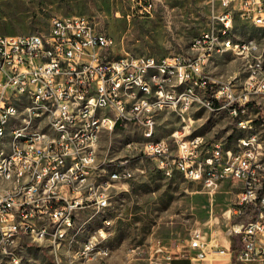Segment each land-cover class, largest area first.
Here are the masks:
<instances>
[{
	"label": "built area",
	"instance_id": "2783aa9c",
	"mask_svg": "<svg viewBox=\"0 0 264 264\" xmlns=\"http://www.w3.org/2000/svg\"><path fill=\"white\" fill-rule=\"evenodd\" d=\"M136 13H152L166 0H133ZM209 4L208 27L194 37L190 54L156 57L154 55H116L113 35L98 27L85 14L54 16L47 31L0 34V134L1 123L7 117L23 118L34 113L40 129L31 140H21L20 151H13V159L6 166L18 170L19 179L12 187L0 188V251L7 262L21 261L24 243H37V224L52 221L55 239L65 233V227L75 224L80 209L109 207L112 190L117 183L131 180L135 175L128 157L134 152L152 158L166 176L180 173L187 180L199 183L212 193L222 182L240 183L236 205L229 212L236 217L252 214L245 221H236L226 230L228 247L211 251L228 254L239 261L264 264V139L252 118L244 117L250 107L257 106V114L264 127V66L251 65V58H264L261 46L246 42L243 46L229 44V26L238 18L250 19L264 27V0H206ZM216 29H224L229 53L246 60V76L215 80L214 73L203 68L209 46L215 44ZM165 62H176L179 80L192 78L191 87H199L201 96H178L172 92L170 72ZM149 63L163 66V77L142 78L141 70ZM137 76L146 84L144 99H137L134 113L120 101L119 81ZM191 87L187 88L190 89ZM174 98L175 112L180 124L169 137H158L151 144L133 142L124 148L128 155L116 160L112 169L100 168L99 149L93 146V125L101 119V111H109L111 122L107 132L118 125L133 124L146 131L157 132L159 110H166L162 97ZM177 97H185V105L177 106ZM27 102H49V110L33 112ZM79 103H88L82 117H75ZM227 105V113L237 119L243 139H236L229 147L226 142L194 138L195 118L192 109ZM57 120V128H48L42 115ZM88 115H96V122H88ZM61 126H88L87 134L61 133ZM5 149L0 143V150ZM74 171H81L79 182H72ZM98 174H108V181L98 182ZM106 186V193H99ZM111 223V222H110ZM110 223L95 234L86 250L78 258L110 264L111 250L92 251V244L106 240ZM200 228H196L189 247L197 249L198 258L207 259L209 245ZM236 238L240 247L231 251ZM39 245V244H38ZM160 264V263H155Z\"/></svg>",
	"mask_w": 264,
	"mask_h": 264
},
{
	"label": "rangeland",
	"instance_id": "374dc122",
	"mask_svg": "<svg viewBox=\"0 0 264 264\" xmlns=\"http://www.w3.org/2000/svg\"><path fill=\"white\" fill-rule=\"evenodd\" d=\"M133 4V0H0V34L44 32L54 16L85 14L92 17L99 28L114 36L116 55L162 57L190 54V41L210 22V7L206 0H166L144 16L136 13ZM233 30L235 39L254 38L264 51V27L255 25L250 19L238 18ZM220 59L221 63L215 62V69L211 71L217 78L226 80L237 76L241 80L246 76V60L231 53ZM168 112H171L168 117L158 121V137H169L180 124L175 111ZM257 112V106H251L244 117L253 119L264 139V127ZM194 118L197 132L222 140L229 147L244 132L238 127L237 119L226 111L211 112L204 108ZM128 140H142V130L129 124L104 132L99 149L101 159L119 160L127 156L124 144ZM130 157L135 175L112 190L109 207L80 209L75 224L65 236L55 240L56 250L42 246L51 245V241L39 245L24 243L21 261L17 264H83L76 256L89 237L104 227L106 220L111 223L107 227L106 240L101 243L110 247V264H177V259H189L191 264H257L234 257L226 259L227 254L211 251L228 247L227 228L252 216L229 214L241 191L237 181L226 180L210 193L178 172L172 176L164 175L152 158L142 156L140 152H134ZM114 166L103 163L102 169ZM196 228L201 229L209 245L218 243L207 249L209 254L205 260L194 259L198 258L199 250L189 247ZM66 243L69 245L61 249ZM239 247V241L234 238L231 251ZM3 264L14 263L5 260Z\"/></svg>",
	"mask_w": 264,
	"mask_h": 264
},
{
	"label": "bare ground",
	"instance_id": "6f19581e",
	"mask_svg": "<svg viewBox=\"0 0 264 264\" xmlns=\"http://www.w3.org/2000/svg\"><path fill=\"white\" fill-rule=\"evenodd\" d=\"M235 24V23H234ZM234 25L229 26V34L233 35ZM246 42H254V45L261 46L260 43L254 39H244L239 40L234 37H229V44H234V46H243ZM190 46H194V37L190 41ZM229 53V48H227V35L224 33V29H216L215 31V44L209 46L208 57H213V62L218 55H224ZM210 58H203V68L208 70L211 64ZM251 65L254 66H264V58H251ZM165 69L170 72V81L176 82L172 85V92H177L178 96H201V89L199 87L192 86V78H181L179 80V68L176 62H165ZM163 77V66L159 63H149L146 69L141 70L142 78ZM215 80H223L214 76ZM191 87L190 89H187ZM119 92L121 103L127 106V113H134V108L137 106V99H144L146 92V84L138 81L137 76H130L120 79L119 81ZM137 99H136V97ZM162 104L167 107V110L175 111L174 98L170 96L162 97ZM185 105V97H177V106ZM27 109L33 112H40L41 110H49V102H27ZM210 110L209 108H206ZM82 110H88V103H79V109H75V117H82ZM164 110H159V115ZM212 111H226L227 105H219L212 108ZM101 119L98 123L93 125V146L94 148H100V141L104 132L108 131L111 115L109 111H101ZM26 120H33L31 123L23 122V118L18 117H7L1 123V134L0 143L4 144L5 149L0 150V188L12 187L16 180L19 179L18 170H10L7 174L6 166L8 161L13 159V151H20L21 140H31L36 136V132L40 129V120H34V113H26ZM42 122L48 125V128H57V120L54 116L50 114L42 115ZM88 122H96V115H88ZM142 130V140L137 141L143 144H151L152 142L158 141L157 132ZM175 129L170 133L172 135ZM61 133L70 134H87L88 126H61ZM194 138H204V135L194 133ZM237 139H243V134ZM136 140H128L125 142L124 146L131 145ZM105 163L100 159V168L102 164ZM110 165H115L116 160L112 163L109 161ZM128 164H132V157H128ZM108 169V168H106ZM112 169V168H111ZM81 178V171H74L72 175V182H79ZM108 181V174H98V182ZM99 193H106V186H99ZM105 208L101 207L100 209ZM99 209V210H100ZM105 223H110V220H106ZM65 227V233H61L56 237V239H61L69 228ZM47 229L46 234H37V241L39 244L51 241V237L55 236V228H52L51 220H44V223L37 224V233H44ZM104 229L101 227L96 234ZM96 232V231H95ZM93 234L89 239L83 244L82 250H86V246L90 241L93 240ZM55 239V240H56ZM110 250V247L103 246L101 240H98V244H92V251H103ZM7 258L4 257L3 253L0 251V264H3ZM18 262H10L17 264Z\"/></svg>",
	"mask_w": 264,
	"mask_h": 264
},
{
	"label": "crops",
	"instance_id": "0c3cea01",
	"mask_svg": "<svg viewBox=\"0 0 264 264\" xmlns=\"http://www.w3.org/2000/svg\"><path fill=\"white\" fill-rule=\"evenodd\" d=\"M220 57H222V55H219V56H217L216 58H215V60H214V62H213V65H214V63L216 62H218V61H220L221 59H220ZM220 63H221V61H220ZM212 65V63L210 64V66H209V72H211V71H213L215 68H214V66ZM216 77V76H215ZM201 109H204V108H201ZM201 109H198L197 107H195V108H193L192 109V114H193V117H194V115L197 113V112H199ZM168 111H170V110H168ZM165 111H163V112H161L160 113V115H159V119L160 118H165V117H168V115L170 114V113H164ZM159 121V120H158ZM174 130V129H173ZM172 130V131H173ZM171 131V132H172ZM195 132L196 133H199V134H202V133H200V132H197L196 131V128H195ZM202 135H204V134H202ZM157 136H158V134H157ZM206 136V135H205ZM207 137V136H206ZM207 138H209V137H207ZM222 141V140H221ZM100 143H101V141H100ZM101 161H103V162H105V164H108V165H110V163H109V161H112V163L115 161V160H112V159H108V161H107V159H101ZM125 183H127V182H125ZM239 183V182H238ZM118 184V183H117ZM240 184V183H239ZM117 186V185H116ZM230 214V213H229ZM234 215V214H233ZM235 216V215H234ZM236 217V216H235ZM75 231H77L76 229H75ZM74 230H73V233L75 232ZM70 243V242H69ZM69 244L68 243H66L65 245H63L62 246V248L61 249H63V248H65V247H67ZM76 258L77 259H79L77 256H76ZM110 259V258H109ZM194 259H196V258H194ZM226 259H232V257H230V255H228L227 254V257H226ZM82 261V263L83 264H98V261L97 260H84V259H81ZM110 262V261H109Z\"/></svg>",
	"mask_w": 264,
	"mask_h": 264
},
{
	"label": "trees",
	"instance_id": "16d2710c",
	"mask_svg": "<svg viewBox=\"0 0 264 264\" xmlns=\"http://www.w3.org/2000/svg\"><path fill=\"white\" fill-rule=\"evenodd\" d=\"M175 263H177V264H191L189 259H177V260H175Z\"/></svg>",
	"mask_w": 264,
	"mask_h": 264
}]
</instances>
